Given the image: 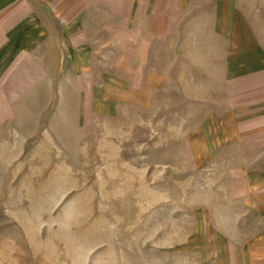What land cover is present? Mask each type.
Masks as SVG:
<instances>
[{
	"label": "rangeland",
	"instance_id": "1",
	"mask_svg": "<svg viewBox=\"0 0 264 264\" xmlns=\"http://www.w3.org/2000/svg\"><path fill=\"white\" fill-rule=\"evenodd\" d=\"M26 1L0 61V264H248L259 102L232 108L226 64L233 8L264 53V0H191L143 50L104 5Z\"/></svg>",
	"mask_w": 264,
	"mask_h": 264
},
{
	"label": "crops",
	"instance_id": "2",
	"mask_svg": "<svg viewBox=\"0 0 264 264\" xmlns=\"http://www.w3.org/2000/svg\"><path fill=\"white\" fill-rule=\"evenodd\" d=\"M190 3L191 0H87L89 6L104 5L112 12L122 16L127 24L124 25V33L127 31L125 28L129 25L127 32L138 37L137 42L140 43L142 50L149 40L168 35ZM27 5L29 3L26 0H0V61L2 58H11L10 55L6 57V54L3 56V53L11 45L16 46L18 43L15 34L18 28L17 22L25 18V15H21L18 11V7L24 8L25 6L26 8ZM230 13L226 65L229 73L228 89L234 104H232V108H235V102H240L242 97L248 98L249 102H259V105L255 104L248 111L250 115L258 118L252 119L253 122L248 128L242 122L241 127H237L241 132L248 129L253 133L252 141H250L254 142L253 147L256 154L250 155L252 156L251 161L263 164L264 53L244 14L234 8ZM126 44L129 45L127 42ZM126 44H124V52H130L133 47H128ZM14 50L16 51L17 48L15 47ZM157 78L156 74L143 77L141 81L143 87L133 89L128 84V80L124 79V98L135 99L138 102L143 100L144 103H147V94L152 89L153 80ZM141 96L142 98H140ZM241 176L247 185L246 191L250 203L253 204L254 210L264 217V166L250 170L248 174L242 173ZM244 244L240 253L234 251L233 260L235 263L240 261L248 264H264V225Z\"/></svg>",
	"mask_w": 264,
	"mask_h": 264
}]
</instances>
